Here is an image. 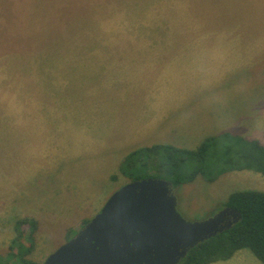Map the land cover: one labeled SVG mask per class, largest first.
<instances>
[{
    "label": "rangeland",
    "instance_id": "obj_1",
    "mask_svg": "<svg viewBox=\"0 0 264 264\" xmlns=\"http://www.w3.org/2000/svg\"><path fill=\"white\" fill-rule=\"evenodd\" d=\"M151 42L264 45V0H0V122L36 105L46 119L33 133L0 131V264H45L118 190L163 176L155 161L129 163L123 153L132 149L119 143L128 131L123 102L114 104L120 107L114 116L105 103L122 88L114 48ZM257 47L248 48L238 78L255 85L246 102L259 116L264 46ZM254 130L239 132L254 136ZM223 168L204 158L163 178L173 183L201 171L172 185L183 219L212 218L233 193L264 192L261 174ZM212 264L263 263L243 249Z\"/></svg>",
    "mask_w": 264,
    "mask_h": 264
},
{
    "label": "crops",
    "instance_id": "obj_2",
    "mask_svg": "<svg viewBox=\"0 0 264 264\" xmlns=\"http://www.w3.org/2000/svg\"><path fill=\"white\" fill-rule=\"evenodd\" d=\"M257 46L264 45L209 42L118 45L113 56L121 62L117 70L122 88L105 103L106 111L110 110L114 116L118 107L114 104L120 97L123 102V121L128 131L119 143L130 147L132 153L156 145L191 150L210 137L231 133L257 140L264 146V115H251L252 101L246 102L255 85L250 79L238 78L245 67L239 63L249 62L248 48ZM240 49L242 52H238ZM40 92L43 94V90ZM38 106L24 107V116L0 122V131L7 133L11 127L19 131L26 127L30 133L33 129L43 130L46 119L39 117ZM255 122L258 127L247 128ZM248 129L257 132L254 136L239 132ZM131 152L126 150L123 154L129 156Z\"/></svg>",
    "mask_w": 264,
    "mask_h": 264
},
{
    "label": "water",
    "instance_id": "obj_3",
    "mask_svg": "<svg viewBox=\"0 0 264 264\" xmlns=\"http://www.w3.org/2000/svg\"><path fill=\"white\" fill-rule=\"evenodd\" d=\"M239 218L224 208L212 218L190 223L177 211L172 183L160 178L136 181L114 193L45 264H179L195 246Z\"/></svg>",
    "mask_w": 264,
    "mask_h": 264
},
{
    "label": "trees",
    "instance_id": "obj_4",
    "mask_svg": "<svg viewBox=\"0 0 264 264\" xmlns=\"http://www.w3.org/2000/svg\"><path fill=\"white\" fill-rule=\"evenodd\" d=\"M217 159L227 171H253L264 177V146L257 140H248L239 135L224 133L208 138L198 150H188L171 145H156L140 149L129 155V163L157 162L166 178L176 176L183 164ZM173 181L178 186L192 181L198 173ZM195 176V177H194ZM213 182V181H210ZM240 218L229 229L208 239L189 251L180 264H212L231 259L238 251L249 249L264 264V192L241 191L233 193L223 203ZM230 220L233 218L230 216ZM24 256H26L24 254Z\"/></svg>",
    "mask_w": 264,
    "mask_h": 264
},
{
    "label": "flooded vegetation",
    "instance_id": "obj_5",
    "mask_svg": "<svg viewBox=\"0 0 264 264\" xmlns=\"http://www.w3.org/2000/svg\"><path fill=\"white\" fill-rule=\"evenodd\" d=\"M188 253H189V252H188ZM181 261H182V260H181ZM181 261H180V263H181ZM180 263H179V264H180Z\"/></svg>",
    "mask_w": 264,
    "mask_h": 264
}]
</instances>
